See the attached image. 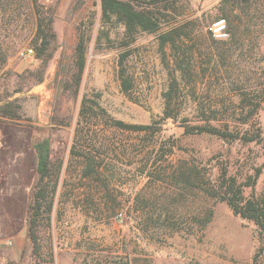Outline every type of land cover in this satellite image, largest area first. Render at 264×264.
I'll use <instances>...</instances> for the list:
<instances>
[{
    "label": "rangeland",
    "instance_id": "1",
    "mask_svg": "<svg viewBox=\"0 0 264 264\" xmlns=\"http://www.w3.org/2000/svg\"><path fill=\"white\" fill-rule=\"evenodd\" d=\"M126 1L159 24L138 30L127 46L123 23L102 17L101 0H17L0 8V107L17 104L20 117H0V264H264V232L203 191L222 169L250 183L246 198L264 191V0ZM36 12L52 16L55 34L41 55ZM219 19L222 39L211 29ZM177 26V47L161 50L159 34ZM81 40L85 65L75 88ZM123 52L127 93L118 76ZM172 80L184 104L177 118L161 120ZM95 93L105 115L90 152L103 168L101 181L84 179L70 154L80 101ZM247 101L259 102L252 115L247 107L239 113ZM200 108L215 117L213 125L234 129L247 119L242 126H257L260 140L184 134V122H206L197 118ZM109 120L163 123L151 135L114 130ZM43 139L48 185L56 180V188L35 230L36 255L28 219L38 181L35 144ZM176 168L197 176L190 185L177 182Z\"/></svg>",
    "mask_w": 264,
    "mask_h": 264
},
{
    "label": "trees",
    "instance_id": "2",
    "mask_svg": "<svg viewBox=\"0 0 264 264\" xmlns=\"http://www.w3.org/2000/svg\"><path fill=\"white\" fill-rule=\"evenodd\" d=\"M17 0H0V8L2 11H7L16 4ZM52 12V11H51ZM38 14V24L36 33V49L44 53L49 47L55 34L51 29L52 16H45L40 12ZM101 14L103 18L108 19L110 16H116L124 25V42L122 45L127 46L133 40L135 33L138 30L146 32H154L158 29V20L154 19L148 10L136 8L131 2L126 0H101ZM224 19V17H223ZM177 27H173L159 34L160 49L163 50L165 45L171 44L174 48L177 47L176 39L180 37L177 34ZM39 40V44H37ZM217 49V48H216ZM219 49V48H218ZM225 50H220L219 53H224ZM127 56L126 52L120 54L118 76L121 80V90L127 93L130 89V81L126 75V70L123 61ZM85 65V45L81 40L75 50V74L74 85L78 87L80 78ZM185 71L184 68H181ZM179 87L175 80L169 84L168 89L164 92V110L161 120L177 118L180 109L184 104L183 97L178 93ZM248 109V113L252 115L259 107V102H245L239 113ZM19 106L17 104H6L0 107V117L14 121L19 119ZM214 113V112H213ZM105 115L104 109L99 104V94L95 93L89 96L84 95L80 101L78 110V119L74 129L72 146L70 154L77 157L81 163V176L84 179L102 180L104 171L101 164L96 161L97 156L92 155L90 147L94 144L95 137L99 136L98 126L102 116ZM197 118L200 121H206L201 124H188L184 122L182 125L184 134H209L216 136L222 140L234 141L238 140L244 143L259 141L260 133L257 126H249L244 128L242 125L247 124V119L241 121L238 128L232 129L229 122L221 125H213L209 121H214L215 117L205 115L204 109L200 108ZM233 119V116H232ZM235 119V118H234ZM236 120V119H235ZM109 126L120 132H138L149 133L154 135L162 128V121H155L152 124H131L124 123L120 120H109ZM101 144V143H100ZM175 144L172 145L173 149ZM35 149L37 152V173L38 181L33 192L31 212L28 219V236L32 243L34 254H38V243L35 234L38 220L44 213L50 212L52 208V197L56 188V180L49 186L50 177V160H49V141L43 139L36 142ZM197 174L192 169L181 170L176 168L173 171V179L177 182H183L188 185L191 183V178ZM105 185V184H104ZM250 183H238L234 176L228 175L225 169H222L215 183L211 184L204 181L203 191L210 197L224 201L234 214L242 218L251 220L261 232H264V191L260 198H246L243 195V188ZM107 186V185H106ZM200 187V186H199ZM38 264V263H35Z\"/></svg>",
    "mask_w": 264,
    "mask_h": 264
},
{
    "label": "built area",
    "instance_id": "3",
    "mask_svg": "<svg viewBox=\"0 0 264 264\" xmlns=\"http://www.w3.org/2000/svg\"><path fill=\"white\" fill-rule=\"evenodd\" d=\"M213 33L212 35L214 37H217L219 39L225 38L227 36V32L225 29V23L223 19L216 20L215 23L213 24V28H211ZM29 53H32V49H26L24 51L20 52V55L25 56L28 55Z\"/></svg>",
    "mask_w": 264,
    "mask_h": 264
}]
</instances>
